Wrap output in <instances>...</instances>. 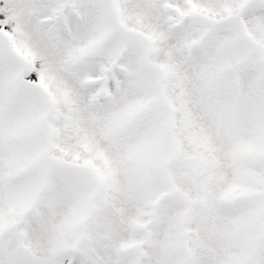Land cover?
Listing matches in <instances>:
<instances>
[{
    "label": "snow or ice",
    "instance_id": "obj_1",
    "mask_svg": "<svg viewBox=\"0 0 264 264\" xmlns=\"http://www.w3.org/2000/svg\"><path fill=\"white\" fill-rule=\"evenodd\" d=\"M0 264H264V0H0Z\"/></svg>",
    "mask_w": 264,
    "mask_h": 264
}]
</instances>
